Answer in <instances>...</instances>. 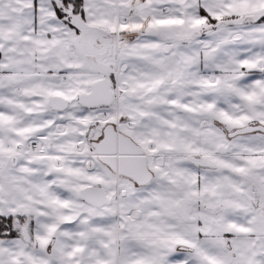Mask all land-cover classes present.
<instances>
[{"label":"snow or ice","instance_id":"1","mask_svg":"<svg viewBox=\"0 0 264 264\" xmlns=\"http://www.w3.org/2000/svg\"><path fill=\"white\" fill-rule=\"evenodd\" d=\"M0 264H264V0H0Z\"/></svg>","mask_w":264,"mask_h":264}]
</instances>
